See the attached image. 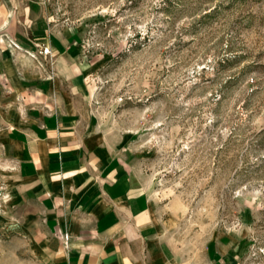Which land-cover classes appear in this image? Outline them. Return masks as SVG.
I'll use <instances>...</instances> for the list:
<instances>
[{"label": "rangeland", "instance_id": "obj_1", "mask_svg": "<svg viewBox=\"0 0 264 264\" xmlns=\"http://www.w3.org/2000/svg\"><path fill=\"white\" fill-rule=\"evenodd\" d=\"M42 1L88 66L97 130L180 248L200 256L208 241L233 242L236 264H264V0ZM26 2L0 0V54L4 20ZM36 49L20 56L47 74L51 51ZM15 165L0 132V264H44L46 233Z\"/></svg>", "mask_w": 264, "mask_h": 264}, {"label": "crops", "instance_id": "obj_2", "mask_svg": "<svg viewBox=\"0 0 264 264\" xmlns=\"http://www.w3.org/2000/svg\"><path fill=\"white\" fill-rule=\"evenodd\" d=\"M4 21L0 132L15 149L22 196L43 223L46 239L36 247L44 264H236L242 248L233 242L208 241L200 256L180 248L172 219L116 141L97 130L85 95L88 66L45 2L27 0ZM37 47L51 51L47 74L20 56Z\"/></svg>", "mask_w": 264, "mask_h": 264}, {"label": "built area", "instance_id": "obj_3", "mask_svg": "<svg viewBox=\"0 0 264 264\" xmlns=\"http://www.w3.org/2000/svg\"><path fill=\"white\" fill-rule=\"evenodd\" d=\"M48 53H49L48 49L45 48L41 54H48Z\"/></svg>", "mask_w": 264, "mask_h": 264}]
</instances>
